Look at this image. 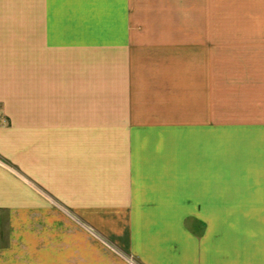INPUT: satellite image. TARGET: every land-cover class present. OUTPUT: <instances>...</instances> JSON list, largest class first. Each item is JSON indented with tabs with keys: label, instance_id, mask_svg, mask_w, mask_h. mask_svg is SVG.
I'll return each mask as SVG.
<instances>
[{
	"label": "crops",
	"instance_id": "crops-1",
	"mask_svg": "<svg viewBox=\"0 0 264 264\" xmlns=\"http://www.w3.org/2000/svg\"><path fill=\"white\" fill-rule=\"evenodd\" d=\"M216 45L258 70L264 0H0V264H126L62 206L142 264H264V76L185 135L136 99L137 78L182 77Z\"/></svg>",
	"mask_w": 264,
	"mask_h": 264
},
{
	"label": "rangeland",
	"instance_id": "rangeland-1",
	"mask_svg": "<svg viewBox=\"0 0 264 264\" xmlns=\"http://www.w3.org/2000/svg\"><path fill=\"white\" fill-rule=\"evenodd\" d=\"M215 47V56H181L182 77H179V68L177 67L174 69L177 76L172 78L168 75L159 78H151V76H141L137 78L133 84L143 83V78H145L146 88L143 90L140 87L142 91L140 90V92L136 93V99L142 100L145 105L149 106L151 115H158L165 112L168 116H175L181 119L180 122L183 123L181 127L184 135L190 131L191 116L197 111L194 108L201 104L206 105V99L213 100L216 116H222L223 112L227 115L229 113L233 115V113L237 111V108H233V106L228 108V104L227 108L223 109L225 102L229 103L230 100H238L239 102L250 101L251 98L256 95V84L260 85L257 79H262L264 76V60L259 64L262 66H259L257 70L256 56H235L233 54L224 53V46L222 45H216ZM135 49L141 48L135 47ZM86 50V56H104V63L107 62V56H110V49H108L107 46H86ZM141 57L144 58V56ZM259 57L264 59V56ZM143 58H141V60ZM169 58L162 56L163 62L156 63H160L168 69L171 68V66L174 68L175 65L171 64ZM170 59L172 60L173 58ZM154 61L156 60L153 59V56H149V58L147 56L145 60L135 61V66H138V68L142 70H147L152 66V63L156 64ZM208 69H211V71L214 70L213 76L205 75ZM180 78L182 83L179 87ZM263 83L264 82H262V84ZM148 84H150L152 88H150ZM138 85L142 86L143 84ZM194 86L197 88L199 87L200 91L195 95L192 93V87ZM171 87H173V92L169 90ZM154 88L158 89L156 90ZM174 89H176L177 92H174ZM196 90L198 91V89ZM197 99V102H193ZM253 111L254 110H252V112ZM186 138L187 137L184 136V139ZM62 207L64 208L62 210L68 214L70 220L73 221L79 229L86 231L90 236L100 240L107 250L117 254L126 264H142L135 256L129 254L123 246L116 244V242H113L110 238L101 233L99 229L93 226V222L88 221L82 213L76 210V208H70L69 206ZM7 216L8 214L6 212L0 211V245L6 243Z\"/></svg>",
	"mask_w": 264,
	"mask_h": 264
}]
</instances>
